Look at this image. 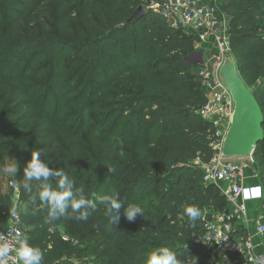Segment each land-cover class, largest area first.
<instances>
[{"label":"trees","instance_id":"16d2710c","mask_svg":"<svg viewBox=\"0 0 264 264\" xmlns=\"http://www.w3.org/2000/svg\"><path fill=\"white\" fill-rule=\"evenodd\" d=\"M152 1L0 0V155L12 154L25 168L35 151L50 170L62 171L74 198L97 204L88 211L107 236L83 251L88 233L71 223V207L50 220L48 205L30 200L23 188L19 227L23 240L41 251V264H77L74 258L90 250L100 253L95 264H146L149 250L161 246L179 264L214 262L196 240L204 233L201 215L205 208L222 212L227 201L204 185L194 164H207L214 154L210 126L197 114L206 102L204 80L192 75L186 59L195 39L151 9ZM54 2L65 20L78 18L74 38L39 33L37 18ZM218 2L229 20V50L249 86L264 73V0ZM139 7L144 16L131 22ZM253 92L264 114V88ZM253 159L264 188V141ZM164 176L169 185L160 200L144 201L141 188ZM60 179L41 178L40 191L41 184L60 191ZM105 188L107 194L116 188L114 196L144 216L110 223L99 204ZM1 192L0 219L13 201ZM189 206L200 213L194 225Z\"/></svg>","mask_w":264,"mask_h":264},{"label":"built area","instance_id":"2783aa9c","mask_svg":"<svg viewBox=\"0 0 264 264\" xmlns=\"http://www.w3.org/2000/svg\"><path fill=\"white\" fill-rule=\"evenodd\" d=\"M150 8L159 12L174 28H181L193 36L196 43H206L210 39L217 41L222 58L225 50H229V20L218 0H154ZM209 95L204 106L197 111L201 119L210 126V147L214 154L207 164L198 159L195 162L203 170L204 185H215L231 205V212L215 214L203 213L204 233L198 237L211 261L219 255L235 254L245 259L247 264H264L262 257L256 256L255 245L249 237L236 238V221L245 223L247 206L250 201H264V188L243 185L245 161L254 165L253 157L247 159H225L221 157L224 139L230 128L234 113V103L230 94L219 83L216 75L215 83L208 84ZM252 177L260 180L255 170ZM13 186V185H12ZM16 188L15 186H13ZM258 235H264V224L256 229ZM23 240V232L19 227V217L5 229H0V245L7 244V257L0 258L3 264H20L16 258V249ZM65 241L69 239L64 238Z\"/></svg>","mask_w":264,"mask_h":264},{"label":"rangeland","instance_id":"374dc122","mask_svg":"<svg viewBox=\"0 0 264 264\" xmlns=\"http://www.w3.org/2000/svg\"><path fill=\"white\" fill-rule=\"evenodd\" d=\"M160 1V0H158ZM223 8V7H222ZM77 17L73 16L72 18L65 20L64 19V12L61 11V8L59 4L57 3H51L47 5L43 12L38 16L37 18V27L40 34H43L44 36H56V37H64L66 39H70L71 37L76 36V25H77ZM228 19V18H227ZM65 26L67 27L65 30ZM186 59L193 65V69L191 71L192 75L200 76L203 78L204 82L202 84V94L203 96L207 97L209 95V87L208 84L215 83L216 81V75L218 72V69L222 63V51L214 39H210L206 43H196L194 45V50L189 55H187ZM250 88L252 90H256L261 93L262 88H264V73L261 71L250 83ZM255 162V161H254ZM28 163V162H27ZM246 165L248 166L245 170V173L247 174L250 170L252 172L255 171V168H257L254 165L251 164V162L245 161ZM194 164L197 165L195 162ZM10 165H17V173L16 174H10L5 171V168H7ZM167 176H164L158 180V184L155 185L153 188H148L144 186L142 189V193L144 194V201H159L161 198L162 191L168 187V182H166ZM24 183H26L24 179V168H22L15 160L14 156L11 155H0V187L2 189L1 193L4 194H10L13 199H16L17 201H7L5 203L6 207L12 211L10 215L7 214L3 216L2 219H0V228H6L13 224L14 222V216L18 215L16 214V210L22 211L25 208L24 204H21L19 199L21 197V191L24 188ZM32 185V190L29 193V199L32 201H41L39 199V184L37 181H31L29 182ZM16 188H14L13 186ZM215 186V185H213ZM218 189V188H217ZM219 190V189H218ZM108 191L107 194V188H105L102 192V196L110 195L115 197L114 195L117 193V189L113 188ZM160 192V193H159ZM159 193V194H158ZM27 196V195H26ZM18 197V199H17ZM2 203V201H0ZM121 202V201H120ZM4 203V202H3ZM122 203V202H121ZM129 207V205H123L119 210V220H127L125 216V210ZM105 208V207H104ZM106 209V208H105ZM107 210V209H106ZM13 211L15 212V215H13ZM203 213L208 214H215L219 212H213L212 208H205L203 210ZM202 213V214H203ZM79 215L77 212L73 218L71 219V223L73 226L79 230L86 229L88 235L86 236V240L82 243V246L80 247L83 251H86L89 247H93L94 245H97V243H101L103 239H105L107 236L101 230L100 225L98 224L97 220H94L93 217L89 214L87 219H77L76 217ZM110 216V215H109ZM77 225L79 227H77ZM157 248H153L149 250V253H147L144 257V262L147 264L148 255L155 252ZM99 251H92L84 252L83 254L77 256L74 258L75 263L77 264H95V261L99 255Z\"/></svg>","mask_w":264,"mask_h":264},{"label":"clouds","instance_id":"9594fccd","mask_svg":"<svg viewBox=\"0 0 264 264\" xmlns=\"http://www.w3.org/2000/svg\"><path fill=\"white\" fill-rule=\"evenodd\" d=\"M5 171L10 174L17 173V165H10L5 168ZM115 171V169H111ZM50 176H58L61 179L58 182L60 191H54L47 184H41L42 190L39 192V199L45 202L49 208V219L55 220L59 217H63L66 214V209L71 207L72 213H79L77 219H87L89 215V209L96 210L97 204L93 201L86 200L84 198L76 199L71 188V181L64 175L62 171H52L45 163L39 159L38 153L35 151L32 153V159L27 163L24 168V188L31 192V181H40L41 178L47 180ZM99 204L103 205L107 209V213L112 217L110 223L116 224L119 220V210L122 207L118 197L110 195L101 196L99 198ZM139 213L144 216V211L139 206H131L125 210V216L128 221H134L135 217ZM186 215L189 217L190 222L194 225L199 218V211L195 206H189L185 210ZM13 215L15 212L13 211ZM9 252V246L7 244L0 245V258L7 257ZM16 258L20 261V264H41L42 254L38 248L31 247L26 240L19 242V247L16 249ZM194 258V257H193ZM0 264H3V260L0 259ZM147 264H179L177 254L166 246H161L155 252L148 255ZM194 264H196L194 258Z\"/></svg>","mask_w":264,"mask_h":264},{"label":"water","instance_id":"95a60500","mask_svg":"<svg viewBox=\"0 0 264 264\" xmlns=\"http://www.w3.org/2000/svg\"><path fill=\"white\" fill-rule=\"evenodd\" d=\"M145 14L139 7L131 18L138 22ZM217 79L230 94L234 113L230 128L223 142L221 157L225 159H247L254 157L257 146L264 141V114L252 89L242 78L236 59L230 50L223 53Z\"/></svg>","mask_w":264,"mask_h":264},{"label":"crops","instance_id":"0c3cea01","mask_svg":"<svg viewBox=\"0 0 264 264\" xmlns=\"http://www.w3.org/2000/svg\"><path fill=\"white\" fill-rule=\"evenodd\" d=\"M261 184L260 180L252 177V171L245 173L243 185L246 187ZM262 185V184H261ZM18 199V197H17ZM13 201H17L13 199ZM247 206V219L245 223L236 221L233 225L236 229V238L249 237L255 245L256 256L262 257L264 260V235L256 233L257 227L264 224V201H250ZM231 205L227 202V207L222 212H231ZM213 214V213H212ZM211 215V214H210ZM212 264H247L245 259L235 254L219 255Z\"/></svg>","mask_w":264,"mask_h":264}]
</instances>
